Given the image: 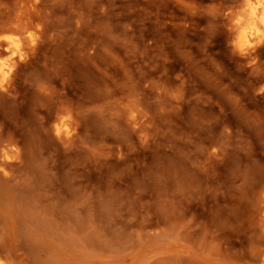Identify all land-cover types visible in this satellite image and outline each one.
Segmentation results:
<instances>
[{
	"label": "rangeland",
	"instance_id": "obj_1",
	"mask_svg": "<svg viewBox=\"0 0 264 264\" xmlns=\"http://www.w3.org/2000/svg\"><path fill=\"white\" fill-rule=\"evenodd\" d=\"M245 1L0 0V264L264 263Z\"/></svg>",
	"mask_w": 264,
	"mask_h": 264
},
{
	"label": "bare ground",
	"instance_id": "obj_2",
	"mask_svg": "<svg viewBox=\"0 0 264 264\" xmlns=\"http://www.w3.org/2000/svg\"><path fill=\"white\" fill-rule=\"evenodd\" d=\"M245 2H246L245 5H244V3H243V5L246 7V9H244L242 11L244 14L242 12H241V14L239 13V18L237 17L238 22L235 23L236 26L238 25V28L236 29L238 31V33L236 31V35H237L236 41L239 43L240 47L242 46V48H243V44H250V43L253 44V42L257 43L264 36V0H246ZM243 5L241 7H243ZM13 24H14V26H17V27L19 26V28L21 29L20 25H22V21L20 19H17L15 21H13ZM12 28L13 27H11L10 30ZM19 28L17 29V31L19 30ZM3 29H1L2 33H4L6 31L5 29H7V31H10V30H8V28H5L4 30ZM14 30H13V32H14ZM22 30L18 31L19 33L21 31V34L18 33L19 35H15V34L10 35L9 33H4V35H3L4 38L7 37V40L4 39V41L5 40H6V42L8 41V43L4 42V43H6L5 45H7L6 49L7 48L9 49L8 51L12 50V51L16 52V50L21 49L22 45L24 44V40L26 38V35H25L26 33L22 35V32H24L26 30H24V31H22ZM26 32H28V30ZM20 35H22V37ZM24 35H25V38H23ZM28 35L29 34H27V37L30 39V37ZM30 36H31V39H30L31 41L29 42V45H32V44L34 45V42H35V39L33 37L34 34L32 33V35H30ZM31 42H33V43L30 44ZM25 44H28V42H25ZM0 45H2V44L0 43ZM236 45H237V43H236ZM247 46H249V45H247ZM5 71L6 70L4 68V63H0V84H2ZM55 130H57L56 133L58 135L59 134L61 135L62 133H65V134L69 133V131L63 132L60 126H57ZM4 136L3 137L1 136L2 139L4 138ZM1 137H0V142H2L1 146H2V148H4L5 144L3 146V140L1 139ZM3 152L5 153L6 151L3 150ZM1 153H2V151H1ZM1 153H0V168H3L6 165H10L11 163L9 162L10 158L8 157L9 156L8 152H6L8 156L4 153L3 154H1ZM263 254H264V252H263Z\"/></svg>",
	"mask_w": 264,
	"mask_h": 264
}]
</instances>
